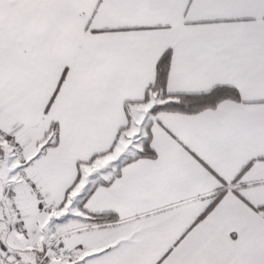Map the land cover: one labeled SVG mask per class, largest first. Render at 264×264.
Instances as JSON below:
<instances>
[{
  "label": "snow or ice",
  "instance_id": "6c2138e0",
  "mask_svg": "<svg viewBox=\"0 0 264 264\" xmlns=\"http://www.w3.org/2000/svg\"><path fill=\"white\" fill-rule=\"evenodd\" d=\"M0 264H264V0H0Z\"/></svg>",
  "mask_w": 264,
  "mask_h": 264
}]
</instances>
